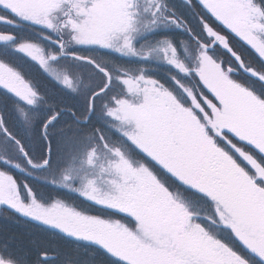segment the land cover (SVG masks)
<instances>
[{
    "label": "snow or ice",
    "instance_id": "snow-or-ice-1",
    "mask_svg": "<svg viewBox=\"0 0 264 264\" xmlns=\"http://www.w3.org/2000/svg\"><path fill=\"white\" fill-rule=\"evenodd\" d=\"M0 24L40 37L15 51L60 87L50 100L0 59V209L98 249V264H264V0H0ZM93 169L116 177L110 196L80 187ZM32 244L17 259L3 241L0 264H76Z\"/></svg>",
    "mask_w": 264,
    "mask_h": 264
},
{
    "label": "trees",
    "instance_id": "trees-1",
    "mask_svg": "<svg viewBox=\"0 0 264 264\" xmlns=\"http://www.w3.org/2000/svg\"><path fill=\"white\" fill-rule=\"evenodd\" d=\"M3 60L5 58L1 57ZM38 68L34 66L33 72L36 71V76L39 79L36 81L37 87L39 90L48 96L51 100V96L46 90V86H50L54 90L57 89L60 91V87H58L55 83H53L48 77H46L41 70L37 72ZM25 73V72H24ZM28 73H25L27 75ZM31 77V76H30ZM50 80V81H49ZM38 111L45 112L46 109L41 105ZM33 184L41 192H49L53 195H57L58 192L55 189L46 186L44 182L29 179ZM62 192V196H63ZM72 203H76L80 205L79 198H70L66 197ZM13 220V221H12ZM39 241L42 245L47 246L48 250L51 251L53 249H58L61 253H66L69 259L81 258L86 259H101L103 257V253H101L98 249L91 247L83 242L74 243L73 240L59 232H53L52 230L46 229L42 226V224L30 219L25 218L22 215H19L13 211L0 213V243L3 241L11 242L12 254L15 258L21 259L24 256L25 252H34L35 247L32 244V241ZM75 252H77L75 254ZM88 252V254H86ZM95 252L96 255L93 256L92 253ZM80 263V261L76 262V264ZM83 262L82 264H85ZM52 264H56L52 262Z\"/></svg>",
    "mask_w": 264,
    "mask_h": 264
},
{
    "label": "rangeland",
    "instance_id": "rangeland-1",
    "mask_svg": "<svg viewBox=\"0 0 264 264\" xmlns=\"http://www.w3.org/2000/svg\"><path fill=\"white\" fill-rule=\"evenodd\" d=\"M177 1H179V0H176V2ZM16 31L20 32V34H21L19 42H16L17 44L9 45V47H7V48L0 49V59H2L1 57L5 58L6 61L11 63L13 66L19 68L21 71H23L25 73H28L27 76H29V77L31 76L30 78H33L35 81H38L39 79L36 76V71L33 72V69H34V66H36L38 68L37 72H39L40 71L39 66L37 64H35L34 62H32L31 60H29L23 54L15 51V45H18L24 39H31V40L39 41L40 37L38 35H36L35 32L29 30V28L27 26L22 27V28H16ZM169 31H171V33H180L178 31H176V32H172V30H169ZM182 35H183V39H187V37L184 34H182ZM41 42L45 43L47 45V42H44V41H41ZM47 46L52 47L51 45H47ZM72 50H75V49H72ZM72 50H70V51H72ZM79 51H81L82 54H92L94 52H99L100 55H105L104 52L106 50H92V49L84 50V49H81ZM123 58L125 59L126 57H123ZM133 59H135V58H126V60L130 61V62H128L129 64H127V63H124V64L129 65V66H133V67H139L142 65V64H138L136 62H133ZM67 62L68 61L63 60V59L60 61V63H62V64L67 63ZM150 65L152 67H154V70L153 71L149 70L147 72V75L155 77V78H160V77L164 78V76L167 75L169 72L174 71L171 66H169L165 63H158L155 60H151ZM52 82L55 83L54 81H52ZM56 85L59 87L58 84H56ZM46 90L48 93L59 92V90H57V89L54 90L53 88H50L49 85L46 86ZM49 96L52 97L51 100L56 99V96H54V95H49ZM37 175L38 176L42 175V173H38ZM29 179L34 180V181L38 180L36 178H29ZM79 179L81 180V185H80L81 188H83L87 184L88 180H94L96 182V185H97L96 194L99 196H102V197L110 196L112 194V188H113V185L116 181V177L114 175H111V174L100 175L99 169L86 170L85 173H81ZM49 187H51V186H49ZM55 191L58 192V195H60V196H62V192H64L63 190L58 191L56 189H55ZM63 196L70 197V198H76V196L69 195L66 192L63 193ZM3 212L6 213V212H9V210L7 208L0 209L1 215L3 214ZM40 224H42V223H40ZM52 231L55 232V230H52ZM73 242L77 243L75 240H73ZM76 253L77 252H75V254ZM86 254H88V252ZM72 260L75 262L80 261V263H78V264H82L83 262H86L85 264H98V262L101 259H89L88 257H86V259L74 258ZM55 263L57 264V262H55Z\"/></svg>",
    "mask_w": 264,
    "mask_h": 264
},
{
    "label": "flooded vegetation",
    "instance_id": "flooded-vegetation-1",
    "mask_svg": "<svg viewBox=\"0 0 264 264\" xmlns=\"http://www.w3.org/2000/svg\"><path fill=\"white\" fill-rule=\"evenodd\" d=\"M177 3H179V1H177ZM0 32L15 34L17 36V41L20 39V35H21L20 32L16 31V27H12L9 25H3V24H0ZM170 34H172L174 39L177 41H179L180 39H183L182 33H171V31H170ZM119 60H121V62L127 63V64H129L128 62H130V61H127L126 58L124 59L123 57H119ZM133 62H136L138 64H142L144 67H146L148 69V71L154 70V67H152L150 65V61H141V60H138L135 58V59H133ZM164 78H166V75L164 76ZM164 78L160 77L159 79H164Z\"/></svg>",
    "mask_w": 264,
    "mask_h": 264
},
{
    "label": "water",
    "instance_id": "water-1",
    "mask_svg": "<svg viewBox=\"0 0 264 264\" xmlns=\"http://www.w3.org/2000/svg\"><path fill=\"white\" fill-rule=\"evenodd\" d=\"M15 41V40H14ZM14 41H11V42H7V43H4V42H0V45H7V44H10V43H13ZM46 227V226H45ZM49 228V227H47Z\"/></svg>",
    "mask_w": 264,
    "mask_h": 264
}]
</instances>
